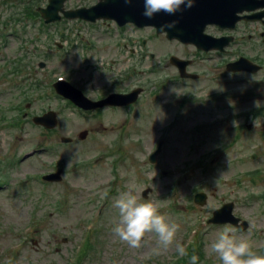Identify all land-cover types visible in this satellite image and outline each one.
<instances>
[{"label": "rangeland", "instance_id": "rangeland-1", "mask_svg": "<svg viewBox=\"0 0 264 264\" xmlns=\"http://www.w3.org/2000/svg\"><path fill=\"white\" fill-rule=\"evenodd\" d=\"M34 1L36 8L48 4ZM97 1L66 0L65 8ZM27 5L0 0V264L179 262L174 246L155 254L154 234L140 248L113 234L119 220L114 199L132 188L140 202L157 203L181 226L176 240L188 252L202 242L204 255L194 253L198 264H221L207 246L225 226L264 255V25L242 24L226 54L201 59L193 46L151 28L116 30L66 18L43 24L41 16L27 19ZM115 42L118 50L109 47ZM172 54L197 56L190 69L200 78L182 80ZM240 55L262 69L228 71L224 62ZM59 78L88 96L113 90L115 82L116 89L140 86L144 92L131 109L90 116L55 92ZM49 110L58 116L54 129L33 122ZM160 141L162 152L152 164L149 155ZM59 169L61 181L42 179ZM197 192L207 193L205 204L194 202ZM230 201L247 230L207 222Z\"/></svg>", "mask_w": 264, "mask_h": 264}, {"label": "water", "instance_id": "water-1", "mask_svg": "<svg viewBox=\"0 0 264 264\" xmlns=\"http://www.w3.org/2000/svg\"><path fill=\"white\" fill-rule=\"evenodd\" d=\"M64 2L65 0H49V5L46 8H39L47 23L61 20V13L68 18L78 17L88 21H96L100 18L115 19L120 25L133 22L139 27L153 26L158 34L166 32L169 39H178L183 43H193L207 51L214 48L223 51L225 46L234 38L233 36L216 38L206 34L205 29L208 24H217L222 28H235L237 22L242 19L255 20L264 17V10L253 15H240L245 10L250 11L264 7V0H194V6L190 9L183 8L175 15L159 13L153 19H148L143 15L144 0H132L130 4L126 3L125 0H99L92 7H82L75 10H66ZM172 21H177L174 28L161 30L162 24ZM172 61L178 64L183 77L194 76L187 74L186 62L176 58H172ZM229 68L235 71L248 70L256 72L260 69V66L242 57L235 63L229 64ZM54 87L59 94L86 110L104 106L105 104H130L136 100L140 92L135 90L130 94H112L104 100L93 102L89 100L82 90L74 87L68 81L60 80L54 84ZM34 121L48 128H55L57 126V115L54 111H49L42 116L35 117ZM86 135L87 131H83L80 137L85 138ZM71 140V138H63L64 142ZM160 151L161 143L157 151L150 156L152 163L156 161ZM44 178L61 180V172L46 175ZM147 193L148 190L144 191V196H147ZM196 201L199 204H204L205 195L198 194ZM233 209V202L226 203L222 208L214 212V216L209 222L220 224L230 222L237 227L247 229L248 223L244 221L240 224L241 219L233 214Z\"/></svg>", "mask_w": 264, "mask_h": 264}, {"label": "clouds", "instance_id": "clouds-1", "mask_svg": "<svg viewBox=\"0 0 264 264\" xmlns=\"http://www.w3.org/2000/svg\"><path fill=\"white\" fill-rule=\"evenodd\" d=\"M132 3V0H125ZM194 0H144L143 15L153 19L159 13L175 15L183 8H192ZM177 21L161 25V30L174 28ZM256 124V121H255ZM132 188L114 199L113 207L118 210L119 220L112 229L120 242L131 248H140L146 242V236L154 234L158 245L154 249L156 255H161L175 248L176 254L183 258L189 257L184 244L176 240L180 225L161 213L160 205L148 201L140 202ZM235 230L225 226L216 238L207 246L210 255L217 257L221 264H264V255L254 251L253 243L248 239L238 238ZM199 257L191 255L189 264H198Z\"/></svg>", "mask_w": 264, "mask_h": 264}, {"label": "flooded vegetation", "instance_id": "flooded-vegetation-1", "mask_svg": "<svg viewBox=\"0 0 264 264\" xmlns=\"http://www.w3.org/2000/svg\"><path fill=\"white\" fill-rule=\"evenodd\" d=\"M102 23L103 24H108V25H111L112 24V22H110V21H102ZM243 23H245V22H242L241 24H243ZM240 24V25H241ZM115 27L117 28V29H120V27H118L117 25H115ZM216 29H217V31H220L217 27H216ZM215 35H217V36H226L227 34L226 33H224V32H221L220 31V33H218V34H215ZM235 41H236V39H235ZM234 43V42H233ZM109 47H113V48H115V49H117L118 50V44H116V43H112V44H109ZM231 47V46H230ZM229 47V48H230ZM194 48V47H193ZM228 48V49H229ZM93 49V47H91L90 45H88L87 46V50H89V51H91ZM194 50L196 51V54H200L201 56L200 57H202L201 59H203V57H204V55H208V54H211V53H215V54H218V55H224V54H226L225 52H219V51H217V50H212V51H209V52H206V51H204V50H200V49H197V48H194ZM133 51V50H132ZM229 50H227L226 52H228ZM94 56H95V54H94ZM150 57H153L152 55H150ZM181 58H183V59H185V60H191V62H190V64H189V68L190 67H193L194 65H195V63L197 62V60H196V58L195 57H197V56H195V55H184V56H180ZM232 60H235V59H232ZM231 60V61H232ZM115 63V59H112V64L110 65V67H111V71H113L114 69H113V64ZM115 87H118V85H117V82H115V84H114V88ZM137 87H140V86H137ZM135 87H132V88H127V89H116L115 91L116 92H122V93H127V92H130L131 90H133ZM141 89H142V93L144 92V90H143V87H140ZM112 91V90H111ZM111 91H108V92H106V93H103L102 92V94H99V95H96V96H89L90 98H92L93 100H101V99H104V98H106L109 94H110V92ZM141 93V94H142ZM141 94H140V96H139V98L141 97ZM139 98H138V100H139ZM126 107H129V106H123V107H116V106H105V107H102V108H98V109H96V110H93V111H88V115H90V116H93V115H95V114H99V113H103V111H108L109 109L110 110H115V109H121V108H126Z\"/></svg>", "mask_w": 264, "mask_h": 264}]
</instances>
